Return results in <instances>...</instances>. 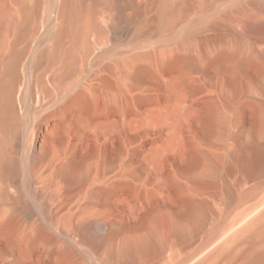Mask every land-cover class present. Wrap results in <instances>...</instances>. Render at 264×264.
Instances as JSON below:
<instances>
[{
  "label": "rangeland",
  "instance_id": "374dc122",
  "mask_svg": "<svg viewBox=\"0 0 264 264\" xmlns=\"http://www.w3.org/2000/svg\"><path fill=\"white\" fill-rule=\"evenodd\" d=\"M22 1L38 7L19 34ZM164 1L74 0L77 13L92 5L96 20L88 53L60 81L61 60L45 58L62 20L60 0H0L14 23L1 58L24 50L15 94L22 124L7 137L19 168L9 172L0 197V222L11 218L16 228L0 232V264H57L54 251L66 247L75 264H196L228 235L189 257L210 233L241 211L264 207V161L248 174L234 156L255 117L243 104L256 102L264 114V31H246L247 23H264V0L262 7L211 0V24L195 36V66L182 68L163 63L180 49L169 29L155 23ZM70 42L65 36L61 48ZM236 47L253 54L259 68L210 63L220 49ZM139 54L148 58L136 61L150 70L135 76ZM81 90L83 103H70ZM37 129L38 142L27 144L25 135ZM0 136H6L1 128ZM255 139L264 142V133ZM70 160L82 171L71 181L60 170ZM188 197L206 203L202 219L183 211ZM177 222L196 229L180 237ZM152 228L159 239L152 247L107 257L127 238L147 240ZM40 232L48 238H37Z\"/></svg>",
  "mask_w": 264,
  "mask_h": 264
},
{
  "label": "bare ground",
  "instance_id": "6f19581e",
  "mask_svg": "<svg viewBox=\"0 0 264 264\" xmlns=\"http://www.w3.org/2000/svg\"><path fill=\"white\" fill-rule=\"evenodd\" d=\"M210 1L211 0H166L158 8L155 23H157L159 27H167L172 38L177 39L180 48L170 57L164 59L163 63L165 66L179 68L181 66L183 67L185 64H195L196 58L192 52V49L195 48V36L201 28L211 24L206 16L208 15L207 6ZM253 4L257 7L263 6V2L260 0H254ZM37 7L38 4L28 5L26 2L22 1L24 20L22 23L17 24L19 34L25 31L27 21L37 12ZM60 10L62 20L56 29L55 44L52 50L45 54V58L50 62H56L58 59L61 60L60 71L57 75L58 79L61 81L65 76L78 68V62L82 61L88 53L91 43L88 41L87 37L88 33H90L89 29H92L93 25H95L96 19L92 5L83 7L81 13H77L74 0H60ZM192 10H194L195 14L192 18L188 19L187 16H189V12ZM186 19H188V22H185L186 24H184V27L178 31L175 30L177 21H186ZM12 25H14V23L5 6L0 5V65L4 63L3 71L0 76V128L6 131L5 137L0 136V197L5 195L4 180L8 178L9 172L16 173L19 168L15 158L9 156L10 144L7 137L9 133H14L18 126L22 124L15 102V99H19V97L17 96V98H15V94L18 90L19 81L18 65L24 50L13 49L7 57L4 59L1 58L5 32ZM246 31L263 32L264 23H247ZM68 35L71 36V42L65 49H62L63 39ZM146 56V54H139L134 57L133 73L135 76L142 75L150 70V66L145 62L143 63V60L141 61L142 63L137 62L139 59H144L146 61L148 58H146ZM218 61L228 62L239 67L253 66L257 69L259 68V63L253 54H240V49L238 47L229 51L223 48L220 49L217 55L210 60V63H216ZM237 91L238 87L231 90L233 94L237 93ZM85 98L81 90L70 97V103H81ZM244 105L252 109L255 117L252 126L249 128V139L239 146L234 156L240 164L246 167V172L250 174L254 172L256 166L264 161V142H259L255 139L257 134L264 133V114L261 111L260 105L256 102H246L243 106ZM214 128V125H211L209 129L212 130ZM41 132V129H37L32 136L27 133L25 135L27 144H36L40 138ZM211 166H208L207 171L209 173H214V168ZM60 170L63 176L70 181L79 178L82 174V171L72 160L63 164ZM98 192L104 194L106 191L101 188L98 189ZM15 201L19 205L22 204L25 207L21 205L24 210L28 211V207L23 204L21 199H16ZM261 203L263 204L264 200H262L260 204ZM206 206L205 202L194 197H188L183 200L182 208L185 213L191 214L194 220H199L204 217ZM256 207H251L239 212L237 217L226 226V228L210 233L189 257L212 245L216 240L228 233L221 242L214 245L204 258L199 260L196 264H264V207L255 211ZM15 228V222L11 218L0 222V232L13 231ZM195 229V226L188 227L182 222H177L175 228L178 235L183 238L188 237L189 233L193 232ZM37 236V238L43 240L48 238L46 233L43 232H40ZM35 240L38 239L35 238ZM158 240L156 229L152 228L147 240L139 241L134 237L127 238L117 250L114 248L109 249L107 257L113 258L116 254L131 255L138 252L140 249L152 247ZM54 254L57 257V264H75L71 259V248L66 247L62 250H55ZM189 257L185 258L182 263Z\"/></svg>",
  "mask_w": 264,
  "mask_h": 264
}]
</instances>
